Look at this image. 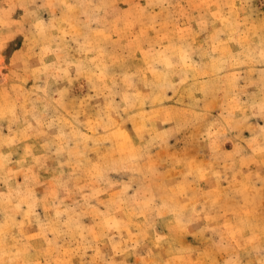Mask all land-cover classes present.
Instances as JSON below:
<instances>
[{
	"label": "rangeland",
	"instance_id": "obj_1",
	"mask_svg": "<svg viewBox=\"0 0 264 264\" xmlns=\"http://www.w3.org/2000/svg\"><path fill=\"white\" fill-rule=\"evenodd\" d=\"M0 264H264V0H0Z\"/></svg>",
	"mask_w": 264,
	"mask_h": 264
}]
</instances>
